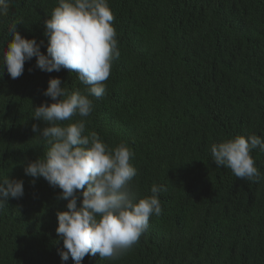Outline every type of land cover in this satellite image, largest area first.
Segmentation results:
<instances>
[{
	"label": "trees",
	"instance_id": "obj_1",
	"mask_svg": "<svg viewBox=\"0 0 264 264\" xmlns=\"http://www.w3.org/2000/svg\"><path fill=\"white\" fill-rule=\"evenodd\" d=\"M58 0H12L0 16V47L9 28L35 38L46 53L44 20ZM120 56L86 129L109 146L126 143L140 196L164 185L162 213L119 259L86 255L82 264H264V152L253 150L259 176L237 178L217 167L210 146L238 135L264 138V0H108ZM2 74V73H0ZM59 77L85 91L76 73L46 72L36 58L23 74L0 76V178L22 179L24 195L0 208V264L62 261L57 212L61 189L25 175L49 147L31 114L51 104L43 94ZM80 117H74L78 120ZM67 123V122H65ZM78 204L80 199L78 198Z\"/></svg>",
	"mask_w": 264,
	"mask_h": 264
},
{
	"label": "clouds",
	"instance_id": "obj_2",
	"mask_svg": "<svg viewBox=\"0 0 264 264\" xmlns=\"http://www.w3.org/2000/svg\"><path fill=\"white\" fill-rule=\"evenodd\" d=\"M12 0H0V16L7 14ZM114 13L108 0H58L44 20L48 38L46 53L35 38L9 28L11 39L0 47V76L6 69L12 79L24 72L26 61L36 58V67L46 72L67 69L76 73L85 91H69L59 77L50 78L43 94L51 104L34 107L31 114L44 121L32 130L47 145L44 158L29 161L25 175L43 177L61 189L66 210L57 212L56 232L63 241L62 261L69 257L82 264L86 255L116 260L139 241L152 216L162 213L160 194L164 185L153 184L151 195L141 197L132 184L137 168L131 163L134 151L126 143L109 146L97 132L86 129L94 109L92 97L102 98L114 60L120 56ZM80 117L74 120V117ZM67 122V123H65ZM264 152V138L256 134L238 135L210 146L217 167L231 169L233 175L254 181L259 176L253 150ZM24 195L22 179L0 178V208L8 197ZM78 198L80 203L78 204Z\"/></svg>",
	"mask_w": 264,
	"mask_h": 264
}]
</instances>
